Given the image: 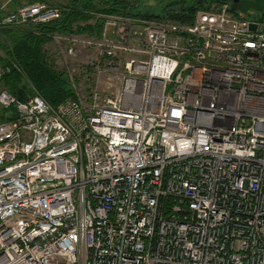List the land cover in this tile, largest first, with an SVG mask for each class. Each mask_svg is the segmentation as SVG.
Wrapping results in <instances>:
<instances>
[{"label":"built area","instance_id":"1","mask_svg":"<svg viewBox=\"0 0 264 264\" xmlns=\"http://www.w3.org/2000/svg\"><path fill=\"white\" fill-rule=\"evenodd\" d=\"M231 5L134 21L140 48L112 50L142 60L102 103L0 90V264H264V5ZM59 15L37 2L0 24Z\"/></svg>","mask_w":264,"mask_h":264},{"label":"rangeland","instance_id":"2","mask_svg":"<svg viewBox=\"0 0 264 264\" xmlns=\"http://www.w3.org/2000/svg\"><path fill=\"white\" fill-rule=\"evenodd\" d=\"M14 1V2H13ZM129 5L128 12L132 15H148L157 18L142 19L132 16H106L97 15V19H103V27L100 35H81L87 39L86 50L77 51L69 54L67 52L70 47L69 42L66 43L68 37L63 35H56L51 42L43 47L48 63L58 72L66 81L67 87L74 93L75 97L79 99L84 105L88 106L93 102V95H96V102L102 103L108 98L115 97L122 90L121 83L123 78L127 75V65L131 59L142 60V57L137 52H126L112 50L115 41L121 40L127 44L132 50H138L140 47L136 45V39L133 31H139V26L134 23L136 20H142L149 23H159L160 21H171L165 17L170 9H175L179 3L191 4L193 0H124ZM28 0H0V18L6 16L8 13L27 4ZM98 2V0H97ZM231 0L213 1L207 5V9H217L221 5L231 3ZM48 3L60 10L59 6H63L65 0H49ZM48 5V4H47ZM198 12V11H197ZM196 12V13H197ZM196 15V14H195ZM96 19L91 22L94 23ZM32 23L14 26L15 29L31 28ZM129 30V35H121L120 32ZM64 37V38H63ZM78 37V36H76ZM2 38H0L1 41ZM76 46L77 44L74 43ZM76 46L75 48H77ZM130 50V51H132ZM5 56L0 52V60ZM1 65V63H0ZM9 67V66H7ZM10 68V67H9ZM26 83L22 80L18 83L22 86ZM9 90L5 82L0 83V90ZM35 91L33 88H28ZM140 91V86H137L136 93ZM31 93V94H32ZM30 94V95H31ZM29 96V95H28ZM133 100L130 99L129 103ZM9 112L0 108V120L6 118Z\"/></svg>","mask_w":264,"mask_h":264},{"label":"trees","instance_id":"3","mask_svg":"<svg viewBox=\"0 0 264 264\" xmlns=\"http://www.w3.org/2000/svg\"><path fill=\"white\" fill-rule=\"evenodd\" d=\"M48 1L28 0L27 4L42 2L51 6ZM213 1L219 0H193L191 4L182 2L175 9H170L165 17L180 24H190L196 12L207 9V5ZM59 8L60 15L57 19L32 24L28 29H15L13 25L0 24V52L5 56L0 63L10 67V73L3 81L20 101L26 100L32 93L28 88H33L53 108L68 99H76L62 74L48 63L43 51L44 45L51 42L54 36L100 35L103 19H97V15L157 18L132 15L128 12L129 5L124 0H65L64 5ZM94 19L96 20L92 23ZM22 80L26 83L19 86L18 83ZM8 112L9 115L0 122L11 118L12 114Z\"/></svg>","mask_w":264,"mask_h":264},{"label":"water","instance_id":"4","mask_svg":"<svg viewBox=\"0 0 264 264\" xmlns=\"http://www.w3.org/2000/svg\"><path fill=\"white\" fill-rule=\"evenodd\" d=\"M231 12L238 13L240 16L248 15L249 11L260 13L263 9L264 0H231ZM254 27L251 26L250 29Z\"/></svg>","mask_w":264,"mask_h":264},{"label":"crops","instance_id":"5","mask_svg":"<svg viewBox=\"0 0 264 264\" xmlns=\"http://www.w3.org/2000/svg\"><path fill=\"white\" fill-rule=\"evenodd\" d=\"M14 2V1H13ZM3 7V5L1 4V6H0V8H2Z\"/></svg>","mask_w":264,"mask_h":264}]
</instances>
